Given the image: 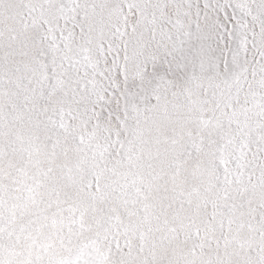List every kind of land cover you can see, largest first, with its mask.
I'll list each match as a JSON object with an SVG mask.
<instances>
[{"label": "snow or ice", "instance_id": "snow-or-ice-1", "mask_svg": "<svg viewBox=\"0 0 264 264\" xmlns=\"http://www.w3.org/2000/svg\"><path fill=\"white\" fill-rule=\"evenodd\" d=\"M0 264H264V0H0Z\"/></svg>", "mask_w": 264, "mask_h": 264}]
</instances>
